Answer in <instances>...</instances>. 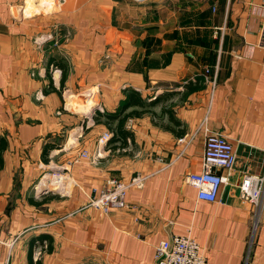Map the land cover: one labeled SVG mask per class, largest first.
Wrapping results in <instances>:
<instances>
[{
  "label": "crops",
  "instance_id": "crops-1",
  "mask_svg": "<svg viewBox=\"0 0 264 264\" xmlns=\"http://www.w3.org/2000/svg\"><path fill=\"white\" fill-rule=\"evenodd\" d=\"M37 2L0 0V264H153L175 235L200 243L208 264H264V209L238 189L244 174H264V0ZM216 65L214 91L145 108L125 124L133 140L111 149L97 112L118 113L129 89L147 104L182 92ZM205 128L236 154L216 203L186 180L202 171ZM137 173L145 182L126 209L86 207L93 190ZM60 175L65 193L49 185Z\"/></svg>",
  "mask_w": 264,
  "mask_h": 264
},
{
  "label": "built area",
  "instance_id": "built-area-1",
  "mask_svg": "<svg viewBox=\"0 0 264 264\" xmlns=\"http://www.w3.org/2000/svg\"><path fill=\"white\" fill-rule=\"evenodd\" d=\"M261 33L262 42L264 43V17ZM218 70V65L216 67H205L202 74L205 83L210 84L213 91L217 83ZM204 135L205 147L202 157V171L190 173L186 180L197 189L198 200L216 203L220 202L218 195L222 185L227 184L228 181L227 176L220 174L219 171L222 170L230 174L235 166L236 154L233 145L224 135L211 132L207 128L204 129ZM110 137L105 135L103 139L108 141ZM98 156L99 153L96 157ZM80 158L87 160L90 156L87 151H83ZM144 182L145 176L139 173L129 182L117 179L108 180L102 188L93 190V195L89 198L86 207L98 210L105 215L116 210L126 209L129 206L126 203L128 191L132 188H142ZM238 189L239 198L243 203H248L259 211L264 209V174H244ZM39 245L44 248L47 242L43 241ZM38 249L34 253L35 261L42 255V249L40 247ZM153 264H208V257L205 248L192 236L175 235L170 239L161 241L156 247Z\"/></svg>",
  "mask_w": 264,
  "mask_h": 264
},
{
  "label": "trees",
  "instance_id": "trees-1",
  "mask_svg": "<svg viewBox=\"0 0 264 264\" xmlns=\"http://www.w3.org/2000/svg\"><path fill=\"white\" fill-rule=\"evenodd\" d=\"M62 69V80H61V88L64 86V82L66 79V67L63 64L59 65ZM205 79L204 77H198L194 81L188 82L184 86V91L182 92H169L164 93L161 96H158L154 101L150 103H146L144 99L141 97V94L133 89L127 90V99L122 104V108L118 113L115 114H104L101 112L96 113L95 122L100 123L102 122L107 126V128L113 133L111 139L108 141V143L113 144L111 149L117 150L118 148H123L129 139L133 140V135L128 132L125 129V124L127 120L131 117H140L142 114H144L145 108L155 106L156 104L160 103V101L169 102L172 100L175 96L181 95V99H184L186 96L197 92L199 90H202L205 88ZM54 91H57L53 88ZM59 93V91H57ZM141 108V110H132L129 111L131 108ZM162 112L168 115L169 121L175 125L180 127L181 123L178 121L175 116L172 114V110L168 108L166 105L163 107ZM184 130L176 132L177 136H183ZM118 145V146H117ZM8 148V141L5 137L0 136V170L3 168L4 160H3V152ZM51 146L45 147L43 150L42 158L43 162L48 163L49 159V152L51 150ZM50 250V247H49ZM40 264V263H39Z\"/></svg>",
  "mask_w": 264,
  "mask_h": 264
},
{
  "label": "bare ground",
  "instance_id": "bare-ground-1",
  "mask_svg": "<svg viewBox=\"0 0 264 264\" xmlns=\"http://www.w3.org/2000/svg\"><path fill=\"white\" fill-rule=\"evenodd\" d=\"M30 1H31V6L32 7H34V5L38 3L37 1H39L40 2L39 4H41L42 6L44 5V7H46V9L50 10V9L53 8V6H50L51 3L53 2V0H51V1H48V0H30ZM89 105H91V103H89ZM61 176L62 175H60L59 177H52V178H56V179L54 181H51V184H49L50 187H52V185H55L57 183L56 180H58V182L60 183V187H61V184H62V178H61Z\"/></svg>",
  "mask_w": 264,
  "mask_h": 264
},
{
  "label": "rangeland",
  "instance_id": "rangeland-1",
  "mask_svg": "<svg viewBox=\"0 0 264 264\" xmlns=\"http://www.w3.org/2000/svg\"><path fill=\"white\" fill-rule=\"evenodd\" d=\"M177 96H175L173 99H175ZM100 109V108H99ZM101 110V109H100ZM138 174V173H137ZM140 174V173H139ZM63 187H61V191L65 193V190L62 189Z\"/></svg>",
  "mask_w": 264,
  "mask_h": 264
}]
</instances>
